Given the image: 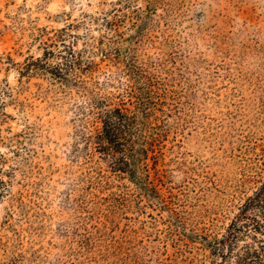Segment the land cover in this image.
<instances>
[{"label":"rangeland","instance_id":"rangeland-1","mask_svg":"<svg viewBox=\"0 0 264 264\" xmlns=\"http://www.w3.org/2000/svg\"><path fill=\"white\" fill-rule=\"evenodd\" d=\"M0 156V264H264V0H0Z\"/></svg>","mask_w":264,"mask_h":264},{"label":"trees","instance_id":"trees-1","mask_svg":"<svg viewBox=\"0 0 264 264\" xmlns=\"http://www.w3.org/2000/svg\"><path fill=\"white\" fill-rule=\"evenodd\" d=\"M70 64H72L70 61L66 64L67 71L72 69ZM76 65V63H73V67ZM95 119L101 124L96 137H94L96 141L95 149L104 156L114 159L116 168L123 171L125 166L128 165L126 156H133L132 136L135 117L129 116L122 108H114L98 112ZM0 158L2 157L0 156ZM255 210L264 211V179L262 186L240 208L239 215L230 226L227 237L222 241L225 242L230 238H234L236 230H239L237 222L246 218L249 212ZM255 229L264 234L262 224L258 223V227Z\"/></svg>","mask_w":264,"mask_h":264}]
</instances>
